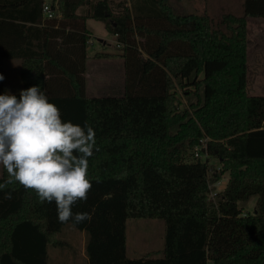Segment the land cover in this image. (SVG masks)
<instances>
[{
	"label": "trees",
	"instance_id": "trees-1",
	"mask_svg": "<svg viewBox=\"0 0 264 264\" xmlns=\"http://www.w3.org/2000/svg\"><path fill=\"white\" fill-rule=\"evenodd\" d=\"M44 5L0 0V74L17 60L23 89L40 85L62 120L93 127V186L73 207L91 220L60 223L55 201L9 184L0 190V264H51L50 248L75 251L69 225L86 235L87 264H264V94L248 92V18L264 17V0H244L241 15L217 24L170 0H54L60 17ZM88 19L116 36L119 52L96 56L123 58L121 96L87 94ZM178 87L192 97L187 109ZM203 139L207 157L189 159ZM253 195L254 212L243 214L239 202ZM140 217L164 221V246L130 258L127 220Z\"/></svg>",
	"mask_w": 264,
	"mask_h": 264
},
{
	"label": "clouds",
	"instance_id": "clouds-1",
	"mask_svg": "<svg viewBox=\"0 0 264 264\" xmlns=\"http://www.w3.org/2000/svg\"><path fill=\"white\" fill-rule=\"evenodd\" d=\"M95 151L93 127L62 120L40 85L20 90L18 97L9 90L0 94V166L8 174L0 190L18 183L34 190L41 203L55 201L60 223L91 220L73 207L87 200L93 186L89 158ZM4 198L11 199V192Z\"/></svg>",
	"mask_w": 264,
	"mask_h": 264
},
{
	"label": "rangeland",
	"instance_id": "rangeland-1",
	"mask_svg": "<svg viewBox=\"0 0 264 264\" xmlns=\"http://www.w3.org/2000/svg\"><path fill=\"white\" fill-rule=\"evenodd\" d=\"M51 1V0H46ZM178 13H207L211 16L214 24H217L224 13L232 12L236 15L243 13V1L240 0H170ZM239 4V5H238ZM238 5L237 7H235ZM262 21L248 24V92L250 94H264V17ZM88 28L93 32V43L88 47V59L86 69V90L89 96H121L124 94V61L118 57L98 58L96 53L114 54L119 52V45L100 20L90 19ZM105 35L107 44L102 43L99 37ZM5 88L12 93H18L23 89L20 77V64L17 60H8L4 66ZM178 95L181 99V108L188 107L190 96L178 87ZM206 140V139H203ZM206 142V141H205ZM192 159V149L188 150ZM214 166H221L218 158L212 156L209 160ZM2 166H0V176ZM229 178L226 172L216 182L211 184L212 195L224 189ZM257 195L251 196L246 201L239 202L243 214L252 213L255 210ZM67 238L73 243L78 251L77 258L73 261V255L68 249L60 250L50 248L52 256L51 264H86L84 259L83 244L85 237L83 232L74 230L71 225L67 227ZM127 253L130 258L141 257L145 253L157 252L164 246V221L160 218H130L127 220ZM1 242V241H0Z\"/></svg>",
	"mask_w": 264,
	"mask_h": 264
},
{
	"label": "crops",
	"instance_id": "crops-1",
	"mask_svg": "<svg viewBox=\"0 0 264 264\" xmlns=\"http://www.w3.org/2000/svg\"><path fill=\"white\" fill-rule=\"evenodd\" d=\"M53 1L54 0H51V1H46L45 0V3H47V4H50L51 6H52V3H53ZM230 2L232 3V1L230 0ZM241 3V0H240V2H239V4ZM243 3H244V1H243ZM238 4V5H239ZM232 5H233V3H232ZM238 5H236L235 7H237ZM54 9V12H55V15L57 16V17H60L61 16V14H60V12H59V10L57 9V8H53ZM229 13H232V12H229ZM235 14V13H234ZM261 19V17H249L248 18V24L249 23H251V22H255V21H257V22H259V21H262V20H260ZM90 19H88L87 20V22L89 21ZM93 32H92V37H93ZM114 37H115V40H116V36L115 35H113ZM99 40L102 42V43H104V44H107V42H108V40H106V37H105V35H102L101 37H99ZM90 43H93V38L90 40ZM99 53V52H98ZM97 54V53H96ZM96 56V55H95ZM96 57H98V56H96ZM98 58H102V57H98ZM104 58H106V57H104ZM109 58H114V57H109ZM119 59H122L123 60V58H121V57H118ZM124 61V60H123ZM7 63V62H6ZM20 64V63H19ZM6 65V64H5ZM124 89H125V76H124ZM80 232H83V231H80ZM83 236L85 237V241H84V244H83V248H84V254H83V256H84V259L85 260H87V256H86V253H85V244H86V235H85V233L83 232ZM71 245L73 246V248H75V251H73V250H69L68 249V251L67 252H69V253H71L72 255H73V261H75V257L77 258V254H78V251H77V248H76V246L73 244V243H71ZM87 264V263H86Z\"/></svg>",
	"mask_w": 264,
	"mask_h": 264
},
{
	"label": "built area",
	"instance_id": "built-area-1",
	"mask_svg": "<svg viewBox=\"0 0 264 264\" xmlns=\"http://www.w3.org/2000/svg\"><path fill=\"white\" fill-rule=\"evenodd\" d=\"M44 14L47 17H53L55 15L54 9L50 4L45 3L44 8H43ZM205 141L202 140L201 142H198L194 144L192 148V159L193 160H198V159H205L207 157L206 151L203 150L205 146Z\"/></svg>",
	"mask_w": 264,
	"mask_h": 264
}]
</instances>
